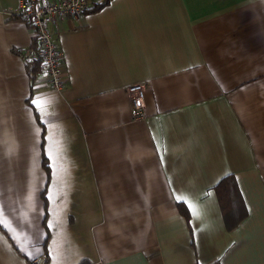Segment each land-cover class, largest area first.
<instances>
[{"label": "crops", "instance_id": "1", "mask_svg": "<svg viewBox=\"0 0 264 264\" xmlns=\"http://www.w3.org/2000/svg\"><path fill=\"white\" fill-rule=\"evenodd\" d=\"M18 1L0 0V264H264V0H106L55 31L61 90L21 61Z\"/></svg>", "mask_w": 264, "mask_h": 264}, {"label": "built area", "instance_id": "2", "mask_svg": "<svg viewBox=\"0 0 264 264\" xmlns=\"http://www.w3.org/2000/svg\"><path fill=\"white\" fill-rule=\"evenodd\" d=\"M106 0H19L13 10L4 11L5 20H20L32 27L33 43L18 49L21 61L36 69L33 76L54 90L65 86L62 51L57 44L55 31L65 19H76L101 5ZM144 90L142 82L127 87L130 113L133 119H141L144 112Z\"/></svg>", "mask_w": 264, "mask_h": 264}, {"label": "trees", "instance_id": "3", "mask_svg": "<svg viewBox=\"0 0 264 264\" xmlns=\"http://www.w3.org/2000/svg\"><path fill=\"white\" fill-rule=\"evenodd\" d=\"M35 68L31 71L33 76ZM45 166V163H44ZM235 177L227 175L221 179L214 187V193L217 197L218 203L220 206L222 218L224 220L225 226L228 229H233L235 225L245 216L246 210L243 204L242 196L239 192L237 182L234 179ZM179 210L185 217L184 219L189 224V213L186 207L183 204H178Z\"/></svg>", "mask_w": 264, "mask_h": 264}, {"label": "snow or ice", "instance_id": "4", "mask_svg": "<svg viewBox=\"0 0 264 264\" xmlns=\"http://www.w3.org/2000/svg\"><path fill=\"white\" fill-rule=\"evenodd\" d=\"M32 104L37 108V110H39L40 107H41L40 98H34V99L32 100ZM42 118H43V117H42ZM176 199H177V201L180 202V203H185V204H187V207H188L189 211H190V212L192 211V207H193V206H192L191 204H188L187 201H186L184 198H182L181 196H177ZM249 211H250V209H249ZM2 215H3V210L0 209V216H2ZM49 226L51 227V224H50Z\"/></svg>", "mask_w": 264, "mask_h": 264}]
</instances>
